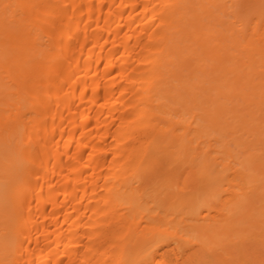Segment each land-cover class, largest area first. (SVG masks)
Masks as SVG:
<instances>
[{
	"label": "bare ground",
	"instance_id": "1",
	"mask_svg": "<svg viewBox=\"0 0 264 264\" xmlns=\"http://www.w3.org/2000/svg\"><path fill=\"white\" fill-rule=\"evenodd\" d=\"M244 1L0 0V264H264Z\"/></svg>",
	"mask_w": 264,
	"mask_h": 264
},
{
	"label": "rangeland",
	"instance_id": "2",
	"mask_svg": "<svg viewBox=\"0 0 264 264\" xmlns=\"http://www.w3.org/2000/svg\"><path fill=\"white\" fill-rule=\"evenodd\" d=\"M240 1H241V4H242L244 0H240ZM245 2L246 1H244V3ZM257 2H258V4L261 5L262 2H264V1H262L260 3V0H257ZM255 4H256V2H255ZM258 4H256V6H255V5H253L251 3L250 0H247L246 4L242 6L243 8L241 7L242 10L240 9L242 13H241V15H239V20H242L244 22H249L251 20L255 21L257 18H260L262 15H264V6H260ZM217 28H219V27H217ZM231 148H233V146H231ZM201 212H202V215H206V213H207V211H205L203 208H202ZM210 216L213 217V218H215V219H218L219 218L217 216V213L214 212V211H211L210 212ZM196 249H197V247H196ZM161 262H163L164 264H176L175 261H174V259L172 257H168V256H165L162 259Z\"/></svg>",
	"mask_w": 264,
	"mask_h": 264
}]
</instances>
